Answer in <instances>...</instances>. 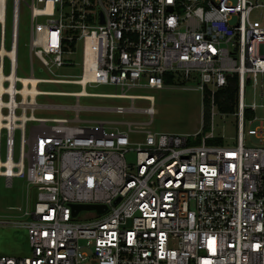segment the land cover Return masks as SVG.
<instances>
[{
  "label": "built area",
  "instance_id": "built-area-1",
  "mask_svg": "<svg viewBox=\"0 0 264 264\" xmlns=\"http://www.w3.org/2000/svg\"><path fill=\"white\" fill-rule=\"evenodd\" d=\"M21 3L0 0V175L9 185L25 177L37 199L15 215L23 219L30 255L0 254V264H264V118L256 115L264 108V25L250 18L264 3L33 0L32 73L20 76ZM80 52L81 74L58 72L80 64ZM35 59L53 76L37 77ZM235 76L238 104L234 112H223L216 93ZM41 83L81 90H42ZM101 84L121 92L88 91ZM168 85L202 91L203 102H210L208 134L146 127L154 120L155 96L128 91ZM248 86L260 93L252 103H246ZM43 95L78 101L42 103ZM83 96L129 99L132 105L83 106ZM137 100L151 104L139 108ZM43 108L76 114L37 116ZM83 109L145 112L151 118L82 119ZM217 113L236 117L232 144L214 134ZM252 136L256 140L248 141ZM215 138L223 142H209ZM74 204L107 208L74 214ZM84 210L91 219L78 220ZM15 223L0 219V225Z\"/></svg>",
  "mask_w": 264,
  "mask_h": 264
},
{
  "label": "rangeland",
  "instance_id": "rangeland-1",
  "mask_svg": "<svg viewBox=\"0 0 264 264\" xmlns=\"http://www.w3.org/2000/svg\"><path fill=\"white\" fill-rule=\"evenodd\" d=\"M33 0H22L20 7V39H19V75L28 76L32 73V63L30 57L32 9L30 4ZM264 0H259V3ZM251 21L256 25H264V7H258L251 13ZM11 8L8 13V37L10 38L11 27ZM76 61L80 64L66 66L58 70L60 73L81 74V52L77 55ZM35 74L37 77L50 78L53 75L42 70L39 61L34 60ZM187 85H194L193 82H187ZM39 88L50 91H79L81 87L73 84L41 83ZM89 92L95 93H115L121 92L120 88L114 85L89 86ZM129 93L134 94H152L155 96V109L153 123L146 126L154 132H176V133H194L204 131L208 134L211 128L203 130V113L209 110L210 105L203 102V93L201 90L185 89L180 86L168 85L162 89H131ZM246 103H252L260 93L255 95L253 87L248 86L246 90ZM39 101L49 104H71L77 103L75 96L43 95ZM204 103V104H203ZM83 106H111L122 105L129 107L132 101L122 98H104L83 96L80 99ZM151 103L147 100H137L136 106L147 108ZM75 110L64 109H37V116L44 117H63L74 116ZM256 115L264 118V108L256 111ZM82 119L105 120V121H132L144 123L151 116L145 112H123L87 110L80 112ZM258 122L253 123V125ZM214 134L221 136L229 144H232L237 136L236 117L233 114L223 116L217 113L215 118ZM140 138V134H132V139ZM255 137H248V141H255ZM20 148V131H17L15 159H18ZM4 155V154H3ZM134 152L128 154V159L133 160ZM37 199L36 187L28 186L25 177H15L13 184L9 185L5 176L0 175V219L16 222L14 225H0V254L11 256L30 255L31 248L28 241L27 230L21 226L22 218L15 217L19 213V206H25L27 202L32 205ZM88 211H81V218L78 220L86 221L91 219Z\"/></svg>",
  "mask_w": 264,
  "mask_h": 264
},
{
  "label": "trees",
  "instance_id": "trees-1",
  "mask_svg": "<svg viewBox=\"0 0 264 264\" xmlns=\"http://www.w3.org/2000/svg\"><path fill=\"white\" fill-rule=\"evenodd\" d=\"M170 79H167V82H169ZM238 80L237 77H233L230 79V82L227 86L220 88L216 93V102L218 104V107L223 112H234L236 109V106L238 104ZM206 103H208V106L210 105L209 100H205ZM210 117L211 112L210 108L208 111L205 112L204 110V125L203 130H206L209 128L210 125ZM209 142H223L222 138H215L211 139Z\"/></svg>",
  "mask_w": 264,
  "mask_h": 264
},
{
  "label": "water",
  "instance_id": "water-1",
  "mask_svg": "<svg viewBox=\"0 0 264 264\" xmlns=\"http://www.w3.org/2000/svg\"><path fill=\"white\" fill-rule=\"evenodd\" d=\"M106 208L107 206L104 204H74L73 205L74 214H76L81 209H86V210L96 209L99 212H104Z\"/></svg>",
  "mask_w": 264,
  "mask_h": 264
},
{
  "label": "bare ground",
  "instance_id": "bare-ground-1",
  "mask_svg": "<svg viewBox=\"0 0 264 264\" xmlns=\"http://www.w3.org/2000/svg\"><path fill=\"white\" fill-rule=\"evenodd\" d=\"M33 82L35 83V86H37V84H36L37 81H36V80H33ZM37 89H39V88H38V87H35V88H34V90H37ZM34 92H35V91H34Z\"/></svg>",
  "mask_w": 264,
  "mask_h": 264
}]
</instances>
